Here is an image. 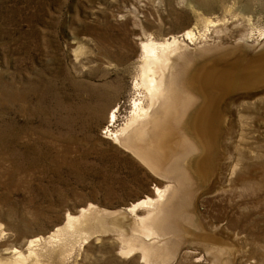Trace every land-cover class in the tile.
<instances>
[{"label": "rangeland", "instance_id": "rangeland-1", "mask_svg": "<svg viewBox=\"0 0 264 264\" xmlns=\"http://www.w3.org/2000/svg\"><path fill=\"white\" fill-rule=\"evenodd\" d=\"M185 30L195 41L186 42L179 76L215 70L212 81H225L222 104L232 96L231 76L247 71L233 55L264 54V0H0V263L18 256L5 253L14 248L29 257L24 245L32 235H57L34 247L38 260L33 254L25 263L142 264L140 254H117L114 217L125 219L132 204L172 182L173 198L153 243L155 258L165 259L153 264H264V102L243 110V117L237 104L225 113L217 126L220 157L209 177L196 166L203 152L191 127L159 166L115 141L122 116L112 135L105 133L114 108L123 109L133 92L139 44ZM225 62L232 68H220ZM101 85L117 97L96 113L90 90ZM231 166L252 179L232 176ZM88 209L105 213L67 227L69 216ZM133 221L123 226L128 234Z\"/></svg>", "mask_w": 264, "mask_h": 264}, {"label": "bare ground", "instance_id": "bare-ground-1", "mask_svg": "<svg viewBox=\"0 0 264 264\" xmlns=\"http://www.w3.org/2000/svg\"><path fill=\"white\" fill-rule=\"evenodd\" d=\"M187 41H195V35L192 30H185L179 35L167 37L163 41L149 39L142 41L139 44L141 62L139 65V75L134 82L133 92L128 100V103H126L123 109L119 111L120 104L114 108L111 114V125L106 128L105 133L112 135L113 130L110 129V127L114 126L115 123H117V119L122 116L124 124L115 133V141L132 151L149 165H152V163L148 156L150 158L152 157L155 164L159 166L168 162L172 156L177 153L178 150H176V140L181 139L180 145L183 142H186L183 130H187V128L191 127L193 140L203 152L201 159H199L200 155L199 158H197L200 162L199 164L196 162V166L199 165L198 168H200L199 170L202 171V174H207L209 177L210 174H213V167L220 157L218 152L220 138L219 134H217V131H219L217 126L222 121V118L225 117V113L232 105L237 104V112L243 117L245 116L243 110L252 108L257 103L264 102V87H262L264 86V74H262V69H264L262 68V66H264V54L258 57H248V54L245 53L242 55H233V58L235 57L234 61L237 60L236 63L239 62V65L242 62L241 65L245 67L244 69H247V71L244 72L243 70H239L240 72H244V74L238 72V74H233V76H231L232 83L230 84L229 89L231 88L232 90L230 89L228 91L230 96H232L228 99L225 98V101L223 100L222 104H219L220 96L222 95L221 88H223L222 86L221 88L219 86L222 81H225H221L220 77H218L219 79L216 81H212L213 78H211V74L213 73L212 71L215 70L210 68H201L192 74L187 80H184L182 75L179 76L178 71L180 70H178L177 64L179 62V58L183 55V52L188 48L186 43ZM107 58L110 60L111 57L108 56ZM231 64L226 65V62L225 64L221 63L220 68L227 70L229 67L232 68ZM117 67H119L118 64ZM248 69L252 70V72L248 71ZM224 74H226L225 71ZM225 80L227 81L228 79L225 78ZM213 82H215V84H213ZM242 85H247V87H243ZM91 88L90 92L94 99L98 102V106L95 108L96 113H101L103 111L104 102H106L108 98L114 99L117 97L116 94L110 90L108 85ZM236 91L237 93H234ZM192 111L193 117L190 125L186 126L187 117H189L188 115ZM181 124L182 126L180 128L182 130L178 128V125ZM17 125L19 126V123ZM13 128L14 127H12V129ZM20 130L18 129V131ZM121 137L126 139L123 140ZM18 151H21V149L17 150V152ZM241 152L242 155L245 154L243 151ZM143 154L146 156H143ZM240 157H238V160ZM252 161H254V159H252ZM14 163L17 162L15 161ZM250 164L248 166H251ZM243 167L245 166H242V168ZM239 171V173L235 171L234 166H231L228 169V172L232 176L234 172H237L238 179L244 183L247 181L249 182L252 179L249 175H245L246 177L240 175L241 170L239 169ZM208 180L210 179L208 178ZM235 182L238 183L237 180ZM211 183L213 184V182ZM250 184H253V182ZM246 185L249 186V184ZM173 187L174 184H172V182L170 186H166L165 188L156 187L153 192L154 197H148L145 200L132 204V206L127 209V212L130 213V215L126 214L125 219L124 217H114L113 222L115 226L120 229V233L118 232L119 234H115L113 239L120 243L117 251V254L120 257L128 259L136 254H140L143 258L142 264H153L161 259H165L160 256L157 257V259L155 258L153 243L159 241L157 239H160V234L159 231L157 232L156 226L161 220L160 218L163 214L164 208L169 206V203L173 198ZM208 189L210 188L208 187ZM141 208L148 209L144 217L137 215V211ZM103 213L105 212H99L91 209L84 210L78 216H69L67 227L74 229L77 226L79 227L84 224V221H82L83 218L96 216L99 219L100 215ZM132 216H136L134 221L131 218ZM131 221H133L135 227L133 228L132 233L128 234L124 231L123 226L131 224ZM104 232L107 233L109 230L104 229ZM55 236L57 235H49L47 237L32 235L24 245V248L30 256L34 254L36 257L34 247L39 246V243H42V240H45V238L47 240H51ZM219 240L220 239L215 237L213 239L215 242H218ZM160 242H162V240H160ZM5 253L18 256L15 258H8L6 256L8 259L5 258L0 264H26V259L30 257L29 255V257L25 255V258V253L22 252V250H17L16 248L8 251L5 250ZM36 259L38 260V256ZM40 263L41 262H38L36 264Z\"/></svg>", "mask_w": 264, "mask_h": 264}]
</instances>
